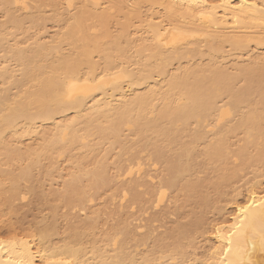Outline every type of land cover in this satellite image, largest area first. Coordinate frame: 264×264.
<instances>
[{
  "label": "bare ground",
  "instance_id": "bare-ground-1",
  "mask_svg": "<svg viewBox=\"0 0 264 264\" xmlns=\"http://www.w3.org/2000/svg\"><path fill=\"white\" fill-rule=\"evenodd\" d=\"M0 15V172L8 175L0 191L16 192L23 178L40 182L61 157L73 165L65 194L51 195V223L36 229L37 239L0 236V264H195L187 252L200 224L191 221L193 206L231 190L241 167L256 169V179L234 195L242 200L231 196L234 212L212 225L213 244L198 263L264 264V55L249 49L264 46V0H0ZM48 21L62 26L45 40ZM8 135H38L40 144L21 151ZM115 150L120 204L130 191L138 201L142 185L156 191L153 208L167 189L180 190L190 221L150 246L152 228L141 235L127 221L102 235L93 219L59 234L58 205L80 207L87 190L103 187ZM88 156L98 159L90 170ZM157 165L158 191L149 187ZM36 167L42 176L32 175Z\"/></svg>",
  "mask_w": 264,
  "mask_h": 264
},
{
  "label": "rangeland",
  "instance_id": "rangeland-1",
  "mask_svg": "<svg viewBox=\"0 0 264 264\" xmlns=\"http://www.w3.org/2000/svg\"><path fill=\"white\" fill-rule=\"evenodd\" d=\"M77 4H78V1L73 2V7H72L71 13L75 12ZM106 7H108V5H106ZM45 10H44V12L47 15V17L52 16L51 9H50V11L48 8H46ZM127 10L129 12H131L130 8ZM148 11H149V9L146 6L141 7L140 16L146 17L147 14L149 13ZM130 18H131V22H132V27H130L128 29V32L131 35V37L132 36L135 37V34L137 33V31L135 30V27L137 26L138 22L132 16H130ZM0 19L2 20L1 15H0ZM61 26L58 27V25L56 23H53V22H49V21L46 22L44 25V28H45L44 39L50 40L51 37L54 36V34L59 31V28H61ZM108 28H109L110 32H115V26L112 22L109 24ZM142 33H143V31H142ZM138 34H139V32H138ZM249 47H250L249 48L250 54L253 52L252 55H264V46L255 47V45L251 44V45H249ZM65 48L66 47H64V49ZM67 50L68 49L66 48L63 53H66ZM243 58L245 59L246 55H244ZM223 63H225V62H223ZM227 63L229 64V61ZM225 64H223V65H225ZM231 64L232 63L230 62V65ZM225 66H227V65H225ZM44 126L51 127V129H52V124H50V125L45 124ZM41 131H42V128H39V132H41ZM31 136L30 135L24 136L23 138H20L18 141H16V139H14L13 137L10 138V136L8 135L6 137V140H8L9 142L8 141L7 142L12 144V146H16V147L18 146V149H20L21 151H25L26 149H28V147L30 149L31 148L33 149V147L35 148L37 145L40 144V142H38L39 141L38 135L37 136L34 135L32 137ZM100 152H102V151H100ZM113 152H114V154L110 155V157L108 156V159H106L108 161L107 168H106V166L104 167V169H106V171H105L106 177L104 176L105 174L104 175L102 174V176H104L107 180L109 179L107 181L103 178L105 180V182L107 181L106 182V184H108L107 186L104 182L105 185H102L103 187H100L99 190L98 189L97 190L96 189L87 190L86 191V193H87L86 194V200L84 202V205H81L82 207L81 206L77 207V208L74 207L75 209L73 208L71 210L72 207L67 208V207L62 206L63 204L58 205V209L60 211H59V218L56 220V225L58 226L57 230H58L59 234L62 235L63 233H65V230H67V228H69L70 226H76V225L80 226L82 223L88 222L90 219L91 220L93 219L92 221L95 224L94 227L97 229V230L95 229L96 234L102 235V234H105V232L110 233L111 231H113L112 229H114L115 227L120 225L121 222L124 223V221H127L128 223H130L131 229L132 228L135 229V228H137V226L143 227V230L140 231L141 233L139 232V230L135 229L141 235H142V233H143V235L147 234L146 232H148L149 228H152L155 235H152L150 240H148L150 243L149 242L147 243L148 245L149 244L152 245V242H154V239L156 237H158V234L159 235L164 234L165 231L167 232V229H170V228L172 229L173 227L176 226V224L178 222L179 223H182V222L188 223L190 221V218H191V221H193L195 218H197L198 224L200 223L199 229L197 231H194L195 233H193L191 235V240H190L192 244L194 243L195 246L194 245L193 246L195 247L194 248L195 250L192 247L190 248V249L194 250V251L191 250L193 252V254L190 251V249H188V251H187V252H189L188 254H190L192 256L195 255L197 257V259H199V261L194 262L195 264H197L198 262H200V259L205 258L203 256H206L207 250L213 244V239L209 235L210 234L209 232H211L212 225H214L215 223H218V222H222L223 221L222 219L228 220V219H230V215L232 216V214L234 212V205H233V203H231L232 202L231 196H233V198H235V196H237L236 193H238V191L240 193H242V195L244 196L245 195L244 191H246L245 189L248 187V183L250 184L256 179V172H255L256 169H250V168L246 169V168L241 167L240 168L241 169L240 174L242 176V179H239L240 181L238 180L237 183L232 186L233 188H231V190L229 189L230 191L228 190V191L224 192L223 195L222 194L221 195L216 194L217 198L215 197L214 193L213 194L211 193V196L209 197V203L211 202L210 203L211 205L209 204L210 206L208 204H207L208 205L207 207L205 205H203L205 207V209H204L202 204H200V202L198 201L197 203H198V205L199 204L200 205L198 206L196 203L193 206L194 207L193 214L190 213L192 216H190V218H189V216L184 218V216H182L183 215L182 210L180 211V209H179L180 207H182V204H183L182 201H184L182 199V197L184 198V195L182 196V194H184V193H182L180 190H176L177 191L176 192L175 189H172V190L167 189L165 192V196L162 199V201L160 202L159 206L157 208H153L154 203H151V199L154 198V200H155L156 191L154 190L155 194L154 195L152 194V196H153L152 197L151 192L150 193L147 192V191H149V189L147 188L148 185H146V188H145V185L144 186L142 185L141 187H139V190L138 189L136 190L138 195H140L139 196L140 199L138 201H135V202L133 201V198H131L132 194L130 191V192H128V195H127L128 197L122 203L123 205L120 204V202H119L120 201V199H119L120 187L117 184H121V179L117 178L119 176L118 173L120 174V172L118 171V169H116V165H115V163H116L115 161H117V160H115L117 150H115ZM142 154L141 155L143 157L140 155L141 163L144 166L146 165V168H147V166L150 164V162H148L146 160L147 157L145 156V154L144 153H142ZM99 155L101 156V154H99ZM99 155H98V157H100ZM93 158L91 157V159H93ZM230 158H231V155H230ZM91 159L89 157L88 162L85 161L87 163L86 164L84 163V165H85L84 168L86 170H88V169L90 170L93 167V164H92L93 160H91ZM96 159L94 158V161ZM123 159L124 160L126 159L128 161L130 158L128 156H125ZM142 159H145V161ZM89 160H91V163ZM230 161H232V159H230ZM90 164H91V167H90ZM106 164H107V162H106ZM17 167H18V165L16 167H14V169H17ZM54 167L56 169H54ZM3 168L4 167L0 165V169L4 170ZM38 168L36 167V169L32 173V175H34V177H38L42 173V171H41L42 169L39 168L40 169V171H39ZM146 168H145V170H146ZM49 169H50V167H49ZM72 169H73V165H71V163L68 162L66 157H61L60 159H58L56 166H53L52 170L50 169L51 173H52L49 175L50 177L49 176L43 177L41 175L42 177L39 178L40 182H38V180H36V181H30L29 180L28 181L25 178H23L25 180L19 179L18 183L20 185H19L18 190L16 192L11 193L10 191H8V192L4 191V193H5L4 194V193H2L3 191L2 192L0 191V196H1L0 197V236L3 238L8 237V236H10L9 231L14 230V232H16L15 234H17L19 232L17 235L25 236V234H27L25 237H27V236H28V238L35 237V239H37L38 230H36V229L38 228L40 231V229L43 228L44 225L51 223V221H52V219L49 216V215H51L50 206L54 203L56 205L57 201H55V200L57 198H54V196H51V195L53 194V192H55V193L59 192V194L60 193L65 194L64 188L66 187L65 186L66 183L69 181V177H71ZM161 169H160V166H158V165L154 169V171L152 169L150 171V174H152V177H154V180L150 181V182L148 181L150 184L149 187H153V188L157 189V191L159 189V188H157L159 185V180L157 178H160L159 172L161 173ZM13 172H14V175L17 173V171H16V173H15V171H12V173ZM196 173H197V176L196 175L195 176L198 178L199 177L200 178L206 177L205 172H202V171L200 172V170H199V171L195 172V174ZM7 179H8V175L6 176V173L0 174V182L5 183L6 184L5 187L8 186V184H7L8 180ZM65 181H66V183H65ZM84 181H86L85 178H84ZM259 181L264 186V180L261 177L259 178ZM3 186H4V184H3ZM233 191H236V192L234 193ZM9 192L11 193V195L9 194ZM15 193H17V194H15ZM129 194H131V196H129ZM201 194H203V193L199 192V195H201ZM197 195H198V193H197ZM11 196H13L14 198ZM23 197L25 199L24 201L22 199ZM115 197H116V199H115ZM218 197H220V198H218ZM242 197L240 198V196H238L235 199L237 201H240V200H242ZM20 198L22 201L20 200ZM87 198H89V199H87ZM210 198H211V200H210ZM5 199L6 200L10 199V200H8L9 203H7L8 201H6ZM4 201H6V202H4ZM11 202L13 204L12 206L10 204ZM153 202H155V201H153ZM124 204H125V206H124ZM212 204H214V205H212ZM231 204H232V206H231ZM119 205L121 206V208L119 207ZM190 207H189V209H190ZM193 207H191V209ZM48 208H49V210H48ZM151 208H153V209H151ZM189 209L187 208V211ZM184 210H186V209H184ZM201 211L204 212V215H203V212H201ZM195 212H197V213H195ZM195 215L196 216L198 215V216L196 217ZM71 216H73V217H71ZM89 216L92 218H90ZM202 216L204 218H202ZM88 217H89V219H88ZM118 217H120V218H118ZM200 218L203 219V222ZM198 219H200V220H198ZM69 222H71V223H69ZM212 222H214V223H212ZM201 223H203V225ZM9 227H11L13 229H11ZM197 227H198V225H197ZM207 227H209V229ZM203 228H204V230H203ZM205 230H207V231H205ZM199 231H201V232L205 231V233L202 234L203 236L200 235L201 232H199ZM14 232L11 231V233H14ZM192 238L195 240H193Z\"/></svg>",
  "mask_w": 264,
  "mask_h": 264
}]
</instances>
